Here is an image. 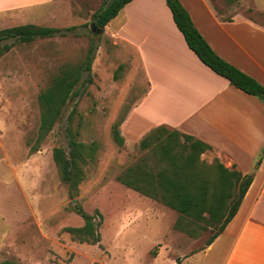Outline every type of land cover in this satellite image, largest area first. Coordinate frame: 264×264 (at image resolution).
<instances>
[{"label": "rangeland", "instance_id": "374dc122", "mask_svg": "<svg viewBox=\"0 0 264 264\" xmlns=\"http://www.w3.org/2000/svg\"><path fill=\"white\" fill-rule=\"evenodd\" d=\"M110 1L57 0L51 25L64 34L27 42L15 37L0 41V263L171 264L205 248L225 218L217 222L205 212V218L194 219L118 180L136 165L154 173L163 167L172 170L167 144L173 147L177 164L184 162L188 150L183 138L176 144L168 132L154 133L146 146L141 140L149 131L139 141L115 140L114 129L122 132L120 124L145 86L137 53L113 41L108 32L91 27L93 14ZM210 1L228 18L247 17L264 25V2ZM160 7L154 6L159 14ZM70 26L76 28L67 31ZM91 47L92 69L83 72L75 87L80 94L69 98L52 129L39 140L45 112L40 95L83 64ZM71 139L86 145L81 153L84 160L77 158L82 180L75 187L64 180L54 158L57 147L70 155ZM30 158L38 170L34 184L17 187L15 174L26 173L21 165ZM200 160L198 175H206L212 186L213 166L225 159L211 146ZM213 189L209 187L210 192ZM78 204L100 223L99 243L80 241L66 230L84 225ZM195 259L184 264H217Z\"/></svg>", "mask_w": 264, "mask_h": 264}, {"label": "crops", "instance_id": "0c3cea01", "mask_svg": "<svg viewBox=\"0 0 264 264\" xmlns=\"http://www.w3.org/2000/svg\"><path fill=\"white\" fill-rule=\"evenodd\" d=\"M180 1L214 51L264 85V25L247 17L228 18L210 0ZM155 4L161 6L160 14ZM57 10V0H0V29L25 24L52 27ZM104 32L137 53L143 73L142 97L120 124L126 141H139L148 131L165 125L210 144L225 159L226 167L254 173L224 231L205 248L182 255L180 264L194 258L217 264H264V101L239 89L199 58L166 0L130 1ZM32 160L21 165L26 173L15 174L17 187L34 184L38 170Z\"/></svg>", "mask_w": 264, "mask_h": 264}, {"label": "trees", "instance_id": "16d2710c", "mask_svg": "<svg viewBox=\"0 0 264 264\" xmlns=\"http://www.w3.org/2000/svg\"><path fill=\"white\" fill-rule=\"evenodd\" d=\"M130 1L132 0H111L110 2H104L101 8L93 14L94 22L97 26L105 28ZM166 1L187 44L199 58L215 72L226 77L239 89L255 95L264 101V85L253 76L223 59L214 51L196 28L189 12L180 0ZM75 28L76 26H70L66 30L69 31ZM59 33L64 34L63 29L59 27L25 24L0 29V41L15 37L27 42L39 37H52ZM93 50V47L89 49L86 61L83 64L71 69L67 75L56 79L55 83L40 95V102L44 106L45 112L42 117L39 140L44 138L52 129L61 113L62 107L67 103L69 98L80 94V91L75 89V87L80 82L83 72L92 69L91 56ZM86 81L90 82L91 77L87 78ZM160 132H168L176 144H181V139H184V142L182 141L184 148L188 150L184 162L177 164L176 154L172 153L173 147L167 144L165 152L168 155V161L174 166L172 170L163 167L154 173L141 169L136 165L130 167L124 175L119 176L118 180L126 186L144 192L146 195L156 198L180 213L191 216L194 219L200 220L205 218V212H208L210 219H214L217 222H220L225 216L219 230L209 240L207 245H210L236 215L254 179V173L243 174L237 169H230L223 163L216 161L214 166L212 165L215 170L216 182L211 186L209 185V178L206 175H198V167L202 164L200 157L203 152L211 148V145L192 135L182 133L177 129H169L165 125L152 129L141 140V145L146 146L148 138L154 135V133ZM113 135L119 144L124 143L125 139L118 128L114 129ZM70 145L72 150L69 156L62 147H57L54 151V158L61 167L64 180L71 184L72 187H75L82 180V170L78 166L79 159L77 158L81 157L84 160L81 153L86 145L73 139H71ZM261 161L262 159L260 158L256 165L259 166ZM183 168L186 171H182ZM142 187H151L152 189ZM209 187H214L212 192H210ZM212 198L214 201L210 203L209 200ZM76 211L84 218V225L69 226L66 230L71 232L80 241L99 243L101 241V233L98 228L100 223L95 222V215L88 213L79 204L76 205ZM97 213L100 214V211L97 210ZM180 261V258H178L176 264H180ZM13 263L5 261L0 264Z\"/></svg>", "mask_w": 264, "mask_h": 264}, {"label": "water", "instance_id": "95a60500", "mask_svg": "<svg viewBox=\"0 0 264 264\" xmlns=\"http://www.w3.org/2000/svg\"><path fill=\"white\" fill-rule=\"evenodd\" d=\"M91 27L98 33H103L105 31V28L97 26L95 22L91 24Z\"/></svg>", "mask_w": 264, "mask_h": 264}]
</instances>
